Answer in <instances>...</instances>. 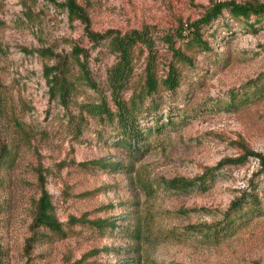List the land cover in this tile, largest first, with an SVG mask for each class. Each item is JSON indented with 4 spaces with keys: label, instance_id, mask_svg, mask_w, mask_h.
Wrapping results in <instances>:
<instances>
[{
    "label": "rangeland",
    "instance_id": "1",
    "mask_svg": "<svg viewBox=\"0 0 264 264\" xmlns=\"http://www.w3.org/2000/svg\"><path fill=\"white\" fill-rule=\"evenodd\" d=\"M74 1L85 21L68 15L66 0H0V264H264V216L218 240L197 229L220 220L255 158L222 167L205 190L165 183L244 150L264 155V19L250 29L223 11L198 29L206 48L188 41L190 24L214 4L254 0ZM89 32L107 37L94 42ZM131 32L151 41L134 44L120 94L143 97L134 110L140 139L90 108L115 110L108 39ZM148 60L158 79L171 65L178 72L177 86H159L152 101L142 90ZM57 63L71 82L64 99L43 74ZM42 190L63 237L32 224Z\"/></svg>",
    "mask_w": 264,
    "mask_h": 264
},
{
    "label": "trees",
    "instance_id": "2",
    "mask_svg": "<svg viewBox=\"0 0 264 264\" xmlns=\"http://www.w3.org/2000/svg\"><path fill=\"white\" fill-rule=\"evenodd\" d=\"M65 7L70 17H77L81 20L85 19L82 10L74 0H66ZM223 11L227 13L230 19L243 21L248 28L252 29L254 23L264 19V2L254 0L245 3L221 2L214 4L208 8L200 18L190 24L189 31L191 32L188 40L189 43H193L203 49L206 48L205 42L200 40L198 29L200 26L208 24L210 21L218 18ZM251 16L253 19L249 21ZM88 34L94 42H99L101 39L107 37V35L99 33L89 32ZM137 42L143 43L150 49V38L143 33L131 32L123 36L114 35L109 37L108 43L116 54V61L108 72V83L115 110L113 112L109 111L104 102L91 105L90 108L94 113L103 115L110 121L114 117L124 136L140 139L141 137H145V133L142 131L141 127H139L138 122H135L134 110L137 105L141 104L143 97L139 95L137 98H129L123 101L120 95L132 71V48ZM81 53L82 50L80 48H75L73 50V58L80 69L82 79L89 85H92L93 82L86 69L85 63L81 61L78 56ZM177 59L183 60L185 57L179 54L177 55ZM43 70V74L49 83L50 92L52 94L56 93L59 98L64 99L69 93L71 82L65 74L63 64L57 63L51 66H44ZM177 83L178 72L175 66L171 65L169 67L166 77L158 79L153 70L151 60H148L144 69V81L142 84L143 96H150V101H152L151 95L159 86L167 90H173L177 86ZM250 157L257 160V168L252 173L245 186L238 191V194L229 201L228 206L221 212L220 220L213 224H207L203 229L197 228L200 232L202 230L204 231L203 236L207 239L218 240L227 237L249 219L257 216H264V198L259 195V191L257 190L258 180L260 178L264 179V155L258 152L244 150L240 155L224 158L213 166L204 168L200 175L191 180L173 178L165 182L169 188L175 191H188L192 189L205 190L212 185L217 173L222 167L227 165H242ZM92 162L99 163V160ZM78 165H82V163L80 162ZM38 178H42L41 174H38ZM254 178L255 181L253 182ZM262 186L264 187V180H262ZM77 222H81V219L74 217L68 219V223L72 224ZM94 222L95 221H93V223ZM32 224L34 226L45 227L50 232L60 237L65 236L61 222H59L53 214L50 197L44 190L40 192L35 202ZM190 227L194 228V226Z\"/></svg>",
    "mask_w": 264,
    "mask_h": 264
}]
</instances>
